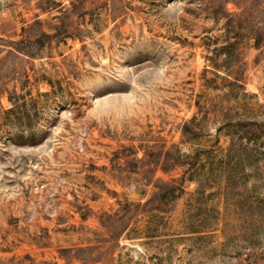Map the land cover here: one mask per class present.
I'll return each instance as SVG.
<instances>
[{
    "label": "rangeland",
    "instance_id": "obj_1",
    "mask_svg": "<svg viewBox=\"0 0 264 264\" xmlns=\"http://www.w3.org/2000/svg\"><path fill=\"white\" fill-rule=\"evenodd\" d=\"M0 264H264V0H0Z\"/></svg>",
    "mask_w": 264,
    "mask_h": 264
},
{
    "label": "trees",
    "instance_id": "obj_2",
    "mask_svg": "<svg viewBox=\"0 0 264 264\" xmlns=\"http://www.w3.org/2000/svg\"><path fill=\"white\" fill-rule=\"evenodd\" d=\"M64 29H67L66 27V23L63 22L62 26L60 28H56L57 33L55 34L58 35L59 33H61L62 31H65ZM65 32H62V34ZM61 34V35H62ZM54 36H50L49 34H46L44 32H41L35 39V41L32 43V48H27V50H16V53H21L22 51H24V54L30 58L36 56V51L40 48H42L45 43L50 40L51 38H53ZM155 166H157L158 162H155Z\"/></svg>",
    "mask_w": 264,
    "mask_h": 264
}]
</instances>
